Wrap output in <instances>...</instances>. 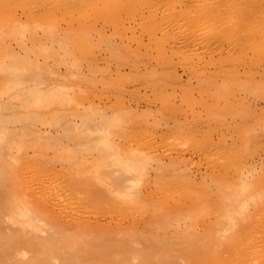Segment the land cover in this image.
Returning a JSON list of instances; mask_svg holds the SVG:
<instances>
[{
    "label": "rangeland",
    "instance_id": "obj_1",
    "mask_svg": "<svg viewBox=\"0 0 264 264\" xmlns=\"http://www.w3.org/2000/svg\"><path fill=\"white\" fill-rule=\"evenodd\" d=\"M98 1L102 4L100 0ZM110 2L114 4L111 0ZM153 2L155 4V1ZM157 3L154 6L151 1L143 14H139L140 10L138 13L135 10V15L123 12L111 15L104 13L105 15L101 16L98 12L100 16L98 17L97 13L95 17L92 14L85 16L80 13V19L74 18L76 22L73 19L64 20L57 14L46 18L40 17L41 21L36 19L37 22L32 23L31 28L23 31L29 32L26 34L27 38L33 32L42 38L43 42H35L29 38L26 47L18 40L10 38L9 42L15 48V52L17 54L21 52L19 55L23 64L30 67L29 75L32 76L30 83L33 84L34 90L43 85L44 89L36 93L37 97L39 96L38 101L34 102L37 97L33 95L36 98L32 96L34 99L30 101V105L21 108L29 109L22 111V114L27 116L13 123L17 126L22 124L26 131L32 127L29 123H33L32 129L28 131L29 135L24 140V145L27 146L12 148L17 157L13 168L18 171L16 176L24 184L16 177V186L12 181L0 182V190L11 191L13 187L15 193L31 190L42 204L45 200L42 198L44 193L45 198H48L46 195L50 193L61 203L62 208L69 207L67 210L72 214H82L92 219L110 220L114 217L113 221L129 223L137 220L133 216L139 220L142 218L141 229L148 234H146L148 239L153 235L168 234V237H173V241L181 243L184 239L182 236L188 239L187 236L190 234L193 238L195 232L196 235L198 233V239L205 241L203 244H207V241L211 246L208 247L209 244L204 248V245L200 246L203 248L202 251H206L205 255L199 249L201 241L197 238L194 240V237V245L191 247L196 252L195 258L200 260L194 258L192 264H207L209 260V264H241L243 261L241 253L253 251L256 244L264 239V54L258 55L250 47H237L234 35L222 36L218 31L213 32L215 36L213 38L224 41L222 53L219 50L210 51L200 45L205 51L201 54L203 50L198 41L202 39L203 33L200 27L190 26L186 19L180 16L182 3L178 4L177 0H161ZM204 6L210 7L211 4L205 0ZM20 14L21 18L26 20V14L19 12ZM176 16L182 19L179 21ZM92 17L97 18V21L88 19ZM234 18L235 16H226L224 27L232 24ZM129 22L136 25L134 29H129L133 28ZM167 29L172 30L170 32L175 34L173 36L174 39L177 38L176 40H183L185 35H189L188 38L194 37L198 44L189 45L190 48L193 47L192 50L186 49L187 45L182 49L181 45L176 43L181 51L177 48L174 52L176 46L173 51L162 49L158 45H164L166 41L164 38H169V45L174 43V40L170 39V32L167 33L169 37L162 38L163 32ZM248 32L250 29L245 26L241 34ZM48 35H52L53 39L46 42ZM56 38L62 39L61 43ZM159 38L164 41L159 43ZM63 39L65 40L62 44ZM168 41L165 42L166 46ZM231 44L232 47L229 48ZM157 47L166 53L160 52ZM197 53L205 56L201 57ZM72 60L74 61L69 62ZM46 66L50 70L45 68ZM171 69L176 71L173 72ZM55 70L61 72L60 75L64 72L66 78H62L64 75L58 76V71ZM42 72L47 73L42 75ZM8 75L6 70L0 71V90L5 88ZM35 76L44 80L38 87L35 84ZM65 85L70 88H65ZM49 87H53L54 90ZM62 90L68 91L70 94L67 95L70 97L63 95L65 97L63 100V96H60L62 99L60 101L59 95L53 94L57 91L62 94ZM45 91L48 95L43 96ZM64 91L63 94L66 93ZM42 92L43 97L40 94ZM1 96L9 98L8 94H0V98ZM53 96L55 101H51ZM44 97L48 98L44 100ZM40 100L44 101L39 102ZM30 114L31 116H28ZM71 121L77 127H74L72 132L69 127L67 132L64 131L65 126H70L69 122L72 124ZM81 125H85L84 130L88 131L83 132ZM80 139L84 142L81 143ZM115 142L116 146L113 145ZM83 143L85 145L82 147ZM20 149L22 150L19 151ZM136 157L143 161L148 160L146 174L136 172L138 175L136 178L140 176L137 181L139 188H150L143 196L147 200L133 199V196L126 195V190L131 191L129 190L131 188L133 193L138 189L135 187L136 184L134 188L137 189L131 187L137 178L132 182L128 180L131 182L129 189H125L129 187L128 184L126 187L117 185L120 189L117 190V194L122 192V188L125 191L121 196L123 194L129 196L128 199H125L126 196L122 198L116 195L117 199L111 197V201L107 202L106 198H109L110 193L116 194V190L109 192L112 182V177L108 174L109 169L111 172L133 177L134 172H126L124 159ZM100 169L102 171L107 169L109 171L107 174L111 178L106 177L107 174H102ZM42 171L44 173H40ZM156 174L157 177L161 174V178L158 179ZM101 178H106V181L103 180L105 184ZM140 179L142 183L139 182ZM26 184H29L30 188H26ZM98 189L105 190L106 193L108 190L109 196L105 197L102 191L96 195ZM192 189L194 192H190ZM151 192L153 193L150 194ZM188 193H194L196 197L191 199L192 197L189 198L191 194ZM50 195L49 197H53ZM4 200V194H0V202ZM118 202L120 205L116 204ZM127 204L136 210H133L134 214L130 213L132 210L128 212ZM116 205L117 209L113 210L110 207ZM107 208L113 210L114 215H111L112 212L109 215ZM118 209H121L122 213L123 209L125 210L123 215L118 211L124 220L119 219V213L115 215ZM126 213L131 215L127 216ZM218 214L220 219L217 217ZM147 218L148 224L145 222ZM149 219L152 220L149 222ZM153 219L157 221L155 225ZM166 220V224H162ZM147 238L145 241L148 242ZM214 239L217 240L215 243ZM221 240L222 244H217ZM145 241L144 244L147 243ZM158 244L160 247L163 246L160 242ZM158 244L153 246L154 249H161ZM176 246L174 245L175 250L172 248L175 253L179 249ZM215 246L219 247V250L213 248L215 252L213 250L207 252ZM193 247H197L196 251ZM161 250L156 249L154 255ZM180 261L183 264L188 262L185 258H180ZM245 262L249 264L250 260Z\"/></svg>",
    "mask_w": 264,
    "mask_h": 264
},
{
    "label": "bare ground",
    "instance_id": "obj_2",
    "mask_svg": "<svg viewBox=\"0 0 264 264\" xmlns=\"http://www.w3.org/2000/svg\"><path fill=\"white\" fill-rule=\"evenodd\" d=\"M100 1L102 2V4L98 0H54V1L53 0H51V1L50 0H0V61L2 62V63H0V71L6 70L7 73L9 74L5 88H3V90H0L1 95L8 94V96H9L8 99H6L2 96L0 98V182L8 183V181H10V182L12 181L13 185L16 186L15 181L18 178V176H16L18 174V171L13 168L14 167L13 165L16 162L17 157H15V153H13L12 148L15 146L22 147L24 145L25 137L29 135L28 131L30 132V129H32L33 123H29L30 125H32V127L30 129H27L28 131L25 130L26 127L22 126V124L17 126L13 123H15L17 120L22 119L23 116L24 117L27 116V115L26 116L23 115L22 111H26L29 109L23 110L21 108L24 106L30 105V101L37 97L36 93H38L40 91V89L41 90L44 89V88H42L44 85L41 86V88L38 87L44 82V80L39 79L37 76H35L34 77L36 79L35 84H36V87H38V88H35V90H34L33 84L30 83V79L32 78V76L29 75L30 67L28 66V64L27 65L23 64L24 62L22 61V58H20V55H19L21 52L18 51L19 53L17 54L15 52V48L11 46L9 40L14 38L15 41L18 40L20 43L24 44L26 47L28 46V40L27 39H29V38H32L35 42H43L42 38L35 35V33H33V32L30 33L29 38H27L26 34L29 33L27 31L29 29L28 27H30L32 25V23L37 22V21H35L36 19L40 20L41 18H46L47 16L50 17L51 15L54 16L57 14L62 19L65 18L67 20H69V19L74 20L75 17H79V19H80V17H81V15H79L80 13H83L85 16L88 14H92V16L96 17V14L98 12H100L101 16H102V14L105 15L107 13L108 14L110 13L109 15H111V14H115V13L121 14L123 12H126V13L128 12L129 14L132 13L130 15H135L136 14L135 10H136V12L140 10L139 14H141V13L143 14L144 10L146 9L145 7L148 6L149 3L151 4V1L153 4H154L153 1H155V4H154V6H155L156 3L161 1V0H115V1L111 0L112 2H114V4H112L110 2V0H106V2H109V3H106L105 0H100ZM206 1H207V3L211 4L210 7L204 6L205 0H182L181 2H179L177 0L178 4L180 3V5H181V3H182L181 6L183 8L182 10L180 9V11H181L180 16L185 18L187 23L190 26H196L198 28L200 27V30L203 33V35H201L202 39L201 40L199 39V41H198V43H200L199 46L201 45L203 48L208 49L210 51L219 50L221 52V50L223 49V46H224V41L219 40V38H213V37H215L213 32L218 31V34L221 33L222 36L228 35V34L234 35V40H235L234 43L237 47H240V48L250 47V48L254 49L256 54H258V55L264 54V0H206ZM157 5H159V4L157 3ZM19 12H23L24 15L26 14L25 15L27 17L26 20H23L21 18L22 13L19 15ZM101 12H103V13H101ZM98 15H99V13L97 14V16ZM177 15L179 16V13ZM89 16H91V15H89ZM178 16H176V18H178ZM226 16H235V18L233 19L232 24L224 27L223 23H224V18ZM95 17H94V19H95ZM180 18H178L177 20L180 21L182 19V18L181 19ZM88 19H91V21L92 20L97 21L96 20L97 18L94 20L93 17L88 18ZM182 21H184V20H182ZM49 22H51V21H49ZM54 22H56V21H54ZM156 22H158V21H156ZM160 22L164 23V21H160ZM86 23H87V21H86ZM88 23H90V22H88ZM92 23H90V24H92ZM49 24L50 23H48V25ZM129 24H131V23L129 22ZM129 24L127 23V25H129ZM127 25L125 24V26H127ZM69 26H71V25H69ZM132 26H133V28L129 27V29H134L136 25L134 26V24H133ZM245 26H247L248 29H250V32L245 33V34H241V31L244 29ZM26 28H28L26 30L27 32L23 31V29H26ZM73 28H74V26H73ZM198 28H195V30H197L199 32L200 30ZM77 30H79V29H77ZM167 31H168V29H167ZM167 31H165L166 36H165V32H163L164 36H162V38L171 36L170 39L172 41L174 40V43L173 44L171 43L169 45V42H170V41H168L169 38L168 39L164 38L166 41H168V45L166 46V44H165L166 41H164V39L161 41L162 38H159L160 39L159 43L164 41V43H163L164 45L158 43L159 44L158 46L161 47L162 49L173 51L176 48V50L174 51V52H176L178 46H176L175 43L177 45H181L180 48H182V47L184 48L185 47L184 45H187L188 47L186 46V49L190 48L189 45L191 46V44H193L192 46H194V43L196 45L198 44L197 42H195L196 40L192 36H190V38H188L189 35H185V37L183 36L185 39L176 40L177 35L175 37L176 39H174L175 34L174 33L172 34L170 32L172 30H170L168 32ZM76 32H78V31H76ZM133 32H134V30H133ZM169 32H170V35L167 36L169 34ZM59 33H61V32H59ZM63 36H64V34H63ZM172 36H173V38H172ZM52 37H53L52 35H48L46 37V42H48V39H50L52 41V39H53ZM83 37H85V36H83ZM195 37H196V35H195ZM178 38H180V37H178ZM76 39H78V38H76ZM60 40H62V39L59 38V40H58L61 43ZM64 40L65 39H63L62 44H63ZM67 44H68V42H67ZM74 45H77V44H74ZM56 46H58V45H56ZM234 46H233V48H234ZM159 47H157V48L160 50V52H162L161 51L162 49ZM202 47H201V49H202ZM228 47L229 48L232 47V44ZM180 48H178V49H180ZM191 48H193V47H191ZM32 50H33V48H32ZM32 50H31V52H32ZM37 50L39 51V49H37ZM27 51H29V50L27 49ZM66 51L68 53V50H66ZM179 51H181V49ZM202 52H201V54H204L205 51L203 50ZM162 53H166V52H162ZM199 53H197V54H199ZM64 54L66 57V53H64ZM35 55H36V53H35ZM200 56L203 57L205 55H203V56L200 55ZM200 56L198 58L201 60ZM68 58H71V57H68ZM51 60H52V58H51ZM67 60H69V59H67ZM73 61L74 60L69 61V62H73ZM47 66L45 68L50 70ZM130 66H132V65H130ZM39 67H40V65H39ZM53 67H56V66H53ZM43 68H44V66H43ZM43 68L41 67V71H43L42 70ZM57 68H58V66H57ZM136 69L137 68L135 66V70ZM68 70H70V69H68ZM171 70H173V72L176 71V70L174 71V69H171ZM189 70H191V69L189 68ZM39 71H40V69H39ZM56 71H58V70H55V72ZM205 71H206V69H205ZM47 72H42V75H43V73H47ZM83 72L81 74H83ZM60 73L58 71V76L60 75ZM63 73L60 76H63L64 75ZM84 74H85V72H84ZM62 78L65 79L66 75H64V77H62ZM58 80L60 81V79H58ZM62 84H65V83H62ZM64 87L70 88L67 85H65ZM49 88L51 90H54L53 87H52L53 89L51 87H49ZM46 89H48V88H46ZM58 89H60V88H58ZM61 89H63V87H61ZM62 91H64V90H62ZM62 91H61L62 94L59 93L60 91H57L56 93L54 91L55 94H53L55 96L59 95L58 99H60V101H62V99L64 100L65 97L63 95H65L68 98L70 97V96H68L70 94L68 91H64V92H66L64 94ZM46 93H47V91L44 92L43 96L48 95ZM40 94H41V97H43L42 96L43 92ZM40 94H38V95H40ZM33 95H36V97ZM60 96L61 97L63 96L62 99L60 98ZM38 98H39V96L36 98L35 101L34 100L33 101L34 102L38 101L39 100ZM46 98H48V97H44V100ZM51 98H52L51 101H53L55 97L53 96ZM44 100H40L39 102H42ZM34 102L32 103L33 106H34ZM31 109H30V111L32 112L33 109L32 110ZM36 112H37L36 114H38V110H36ZM28 116H31V114ZM34 121H36V120H34ZM34 121H32V122H34ZM17 123L19 124V122H17ZM82 123H84V122L82 121ZM87 123H89V122H87ZM79 124L80 123H78V126H79ZM85 124H86V121H85ZM69 125L70 126L67 125V127L65 126V128L63 127L64 131H66L67 128L69 127L70 129L69 128L68 129L72 132L73 128L77 127L73 124V122H72V124H70V122H69ZM19 126H21V127H19ZM83 126L86 127L85 125H81V127H83ZM95 126H94V128H95ZM28 127H29V125H28ZM81 127H79V128H81ZM84 127L82 128L83 130L85 129ZM89 127L93 131V128L90 125H89ZM87 131L88 130H84L83 132H87ZM33 132H34V130H33ZM78 133H80V132H78ZM30 135L32 136L33 134H30ZM89 138H86V139L88 140ZM81 139L79 141L81 143L84 142ZM79 141H77V142H79ZM33 142H34V140H33ZM78 145H80V143H78ZM84 145L85 144L83 143L82 147ZM113 145L116 146V142ZM26 146H27V144H26ZM26 146L24 145V148ZM28 146H30V145H28ZM108 146H110V145H108ZM21 150L22 149H20L19 151H21ZM100 155H101V153H100ZM116 157L122 158V156H116ZM25 160H27V159H25ZM124 161H125L124 165L126 166L125 167L126 172L127 171L128 172H134L135 177L134 176L133 177L132 176L127 177L124 174H119L118 172H117L118 173L117 174L115 172H111V169H109V171L111 173L107 169L103 170V171L100 169L102 174L104 173L106 175L109 172L108 174L111 175V177H112L111 178L108 174H107L108 176H106V177H110L112 179L110 186L107 185V187L109 186L111 188V189H109V187H108V189L110 190L109 192H112L111 190H116L115 191L116 194H114V192H112V194L114 196L111 195V193L109 196L108 190H107V193L105 190H101L103 195H105V197H107L106 195L109 196V198H106V200L108 199L107 202L111 201L110 200L111 197L112 198L115 197V199H117L116 195H117V197H119V195H120V197H122V198H124L126 195H129V196H133L134 197V198L132 197L133 199H141V198H143L144 195H146L149 192L147 190H149L150 188L149 189H146L147 187L146 188H139L137 181L139 180L140 176L137 177L138 179L136 178V176H138V175H136L137 173H139L141 175L146 174L145 167L147 166L146 163L148 162V160L143 161L140 157H136V158H126V159H124ZM120 168L122 170V166ZM42 170L46 171V169L45 170L42 169ZM117 170H119V169H117ZM43 171L40 173H44ZM112 171H114V169ZM158 173H160V172H158ZM160 175L161 174H158V177H160ZM130 177L132 179H129ZM156 177H157V174H156ZM105 179L106 178H104V179L101 178L102 181ZM133 179H137V180H134L136 182H132ZM18 180L20 181V183L22 182V180H20V178H18ZM101 180L99 179V181H101ZM128 180L132 182L133 186L130 185L131 182H129ZM105 181H103V183ZM109 181H107L106 183L108 184ZM139 182H141V179ZM127 184L129 185V187L125 188V189H129L130 186L133 187V189H137V188H134L135 184L138 185V186L135 185V187H138V189L136 190V192L131 193L132 189L130 188L129 190H131V191L126 190L127 194L126 195L123 194V196H121V194L124 193V191H125L121 188L122 192L117 194V190L119 189L120 185L121 186L123 185L122 187H126ZM25 186H26V188H30L29 184H26ZM143 187H145V186H143ZM15 189H17V187H15ZM104 189H106V188H104ZM13 190H14V187H13ZM13 190H11V191L0 190V194H4V196H5L4 202H0V264H183L180 261V258H185L188 260V262L184 263V264H192L193 260L195 261V259H197V258H195V257H197L195 254L196 252L193 251L191 246L194 245V241H193L194 237H195L194 240H196V238H197V240L201 241V238L198 239V233L196 235L194 232L195 236H193V238L189 234V236H191V237L187 236L188 239H186V236L185 237L182 236L185 240L181 238L182 239L181 243H179L180 241L179 242L173 241V237L172 238H170L171 236L168 237V234L165 235L166 237L163 236V234L161 236L160 235L155 236L152 234L153 236H150L152 238L149 237L150 239L153 240L151 242V240L147 238L148 234L146 232H144L145 230L142 231V229H141L142 218L139 220V218H136L135 216H133L137 220H132L129 223H126L124 221H117V220L113 221L114 217H112L113 219H110V220H102L100 218H95V219L93 218L92 219V218H88L89 216L85 217L86 215L75 214V213H74L75 215L72 214L71 212H69L67 210V209H69V207L67 209L62 208L61 203H59L58 201L55 200L56 197L54 195L51 194L53 197H49V195H50L49 192H48L49 195L48 196L46 195V197H48V198H45V196H44L45 193H44L42 198L45 200L43 201V199H42V201L44 202V204H42L39 202V200H37V198H35L36 196L31 190L22 191L20 189L21 191L20 192L16 191V193ZM192 190H190V192H194V190L193 191ZM101 191H100V189H98L97 192L95 191L96 195L101 194L100 193ZM248 191H249V189H248ZM43 192H45V191H43ZM51 193H52V191H51ZM104 193H106V194H104ZM152 193L153 192H151L150 194H152ZM188 194H191V193H188ZM193 194H191V196L189 195V198L192 197L191 199H194L195 195H193ZM103 195H101V196H103ZM6 197H7V199H6ZM128 197L126 196L125 199H128ZM248 197H250V196L248 195ZM186 198H188V196ZM131 200L132 199H130V201ZM146 200L147 199L143 198V201H146ZM181 200H183V199H180V201ZM118 201L120 202V200H118ZM125 201H127V200H125ZM159 201L162 202V200H159ZM119 202L116 204H119ZM174 203H173V205H174ZM109 204H111V203H109ZM178 204H179V202H178ZM135 205H133V206L135 207ZM139 205H140V203H139ZM110 207H112V209L113 208L117 209L118 205H116V207L115 206H110ZM127 207H129L128 204H127ZM108 208H107V210L109 212V215H110V212H112L111 213V215H112L114 213L113 212L114 209L109 210ZM135 208H137V206ZM125 209H128V208H125ZM225 209H228V208H225ZM130 210H132V211L130 212ZM133 210L136 211L134 208L131 209V207H129L128 212L134 214ZM222 210H223V208H222ZM239 210H240V208H239ZM118 211L121 213V215H123V213L125 212L124 209H123V211H124L123 213H122L121 209L120 210L118 209L115 212V215H116V213L118 215V213H119ZM164 212H167V211H164ZM120 213H119V217H120L119 219H122V216L120 215ZM151 213H152V211H151ZM181 214H183V213L181 212ZM231 214H233V213H231ZM130 215L127 214V216H130ZM152 215H150V216H152ZM169 215H171V214H169ZM186 215L188 216L189 214L186 213ZM160 216L161 215H159V217ZM220 216H222V215H220ZM172 217H173V215H172ZM217 217H219V214ZM124 218L126 219V217H124ZM191 219H193V218H191ZM219 219H220V217H219ZM122 220H124V219H122ZM151 220L149 219V222ZM153 220H154L153 224L155 225V223L157 221L155 219H153ZM222 220L223 219L221 218V222H222ZM145 222H146V224H148V218H147V221H145ZM166 222H167V220L163 221L162 224L163 223L166 224ZM218 222L219 221L217 219V223ZM233 222H234V220H233ZM158 224L161 225L160 222ZM190 224H191V222H190ZM219 224H221V223H219ZM222 224H224V223H222ZM147 226H149V225H147ZM143 228H145V227L143 226ZM184 228H185V226H184ZM187 230H189V229H187ZM190 230L192 231V229H190ZM225 230H227V229H225ZM206 237H207V235H206ZM146 238L150 241V242L148 241L149 243L147 241H145ZM202 240H203V238H202ZM144 241L147 243L144 244ZM200 241H198V242H200ZM215 241H217V240L214 239L213 243H215ZM159 242L163 245L162 247L159 246V244H158ZM202 242H205V241L203 240V241H201V243ZM222 242H223V240H221L220 242H217V244H219V243L222 244ZM135 243H140V244L143 243V245L141 244L142 245V247H141V245H135ZM206 243L207 244H205V243L200 244L199 243L200 244L199 249L202 248V247L200 248L201 245H204L203 246V248H204L205 245H208L210 242L208 243L206 241ZM156 244H158V247H160L162 250L159 248L154 249L153 246ZM177 244L179 245L178 246L179 249L181 246V250L180 251H179V249L177 250L179 253L178 252L175 253V251H173V249L175 250L174 245L176 246ZM195 246H196V244H195ZM209 246H211V245L209 244L208 247ZM220 246H222V245H220ZM197 247H198V245H197ZM193 248L196 251V248L195 247H193ZM213 248L216 250L217 247L216 246L212 247V249L207 250V252L208 251L211 252L213 250ZM156 249H157V251L161 250L157 254L158 256L154 255ZM202 249H201V251H202ZM217 249L219 250V247ZM215 250H213V251L215 252ZM198 251H200V250H198ZM225 251H227V250H225ZM29 252H31L33 254H29ZM202 252H204V251H202ZM205 255H206V253H205ZM210 256H212V255H210ZM218 258H219V256H218ZM203 259H204V257H203ZM135 260H136V262H135ZM241 260H243L241 264H246L247 262H245V261H247V260H250L249 264H264V239L260 240V242L256 244V248L253 251H250V252L249 251H243L241 253ZM203 261L205 262V260H203ZM209 263H210V260H209ZM209 263H207V264H209Z\"/></svg>",
    "mask_w": 264,
    "mask_h": 264
}]
</instances>
